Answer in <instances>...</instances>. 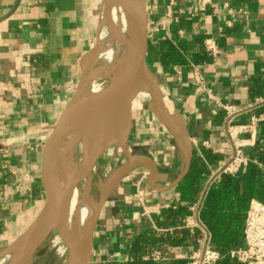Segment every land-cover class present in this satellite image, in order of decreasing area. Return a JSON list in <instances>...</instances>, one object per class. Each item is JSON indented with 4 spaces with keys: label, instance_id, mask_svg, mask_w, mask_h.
I'll return each instance as SVG.
<instances>
[{
    "label": "crops",
    "instance_id": "0c3cea01",
    "mask_svg": "<svg viewBox=\"0 0 264 264\" xmlns=\"http://www.w3.org/2000/svg\"><path fill=\"white\" fill-rule=\"evenodd\" d=\"M93 8L94 0H0V253L36 215L42 193L39 190L31 197L28 189L36 183L25 177L31 174L35 179L41 145L75 89L92 37ZM147 10L149 70L159 83L167 111L183 123L191 152L205 169L200 184L204 193L211 185V174L226 158L228 139L223 132L227 112L207 96L203 86L222 105L240 109L233 123L264 118L257 110L263 103H255L264 95L252 94L254 82L264 72V0H213L204 8L198 0H148ZM181 15L197 19L191 31L179 26ZM164 19L166 28L160 29ZM174 30L180 39H190L193 33L204 34V40L212 37L220 53L210 55L208 62L175 64L171 72H164L156 48L161 39H171ZM191 65L199 67L201 83ZM150 115L148 108L135 109L128 145L132 154L149 157L157 173L149 185L145 165L135 164L115 185L99 214L87 264H121L144 227L157 232L171 229L157 226L154 218L179 200L180 181L164 187L177 179L184 157L170 133ZM252 139L254 143L255 135ZM205 151L212 160L206 159ZM162 174L165 180L160 179ZM202 197L188 206L191 213L184 220L190 229L195 222L200 224L196 227L199 247L190 253L174 247L155 251L156 259H188L202 249L204 232L211 246L198 218Z\"/></svg>",
    "mask_w": 264,
    "mask_h": 264
},
{
    "label": "water",
    "instance_id": "95a60500",
    "mask_svg": "<svg viewBox=\"0 0 264 264\" xmlns=\"http://www.w3.org/2000/svg\"><path fill=\"white\" fill-rule=\"evenodd\" d=\"M147 2L148 0H140L135 13L129 17V35L125 42L124 51L120 57L123 71L116 79V82H123L125 75L127 82H123V86L120 88L116 86L115 92L112 91L108 94L107 100L110 99L109 102H111V104L110 109L106 112L96 113L87 110L79 117L68 116L69 109L75 100L76 94L82 87L83 80L87 78L85 75V67L81 66L82 72L77 82L75 92L65 104L50 134L41 145L35 179H33L31 174L25 177L27 182L36 183L35 187L28 189L29 195L35 197V193L40 190L42 197L40 198L36 215L30 225L15 239V241L9 244L0 253V258L3 256L10 257L8 264H32L37 250L47 240L52 231L56 229L55 222L58 220V217L62 216V209L64 206L60 199L61 192L68 191L72 187L79 185L83 178L91 173L97 159L105 150V148H103V140L108 134L117 135L120 150L124 156V162L120 165L118 170L109 175L100 185L95 199L94 209L85 229L69 249L64 264H75L78 257L83 253L87 254L84 259V264L88 263L92 251L94 232L101 209L115 185L131 172L135 164L145 165L147 174L144 179L147 184L151 185V179L157 173L155 163L145 155L132 154L128 145L133 113L143 100V96L147 93L144 86L151 82L157 89L159 98L162 97L159 84L151 75L147 63L149 48V14ZM98 3H101L102 11L104 0H94L93 17L94 14H96ZM102 24L103 22L99 21L98 27L101 28ZM112 84V80L110 79L108 85L111 86ZM103 92L104 91H102L101 94H103ZM149 96L151 99L150 106L152 111L157 116L160 123L167 128L184 157L183 169L171 185L164 187V189H168L177 185L187 172L192 155L191 146L183 123L178 121V124L181 126V132L174 129L172 127V119L174 120V117L169 114L162 104L163 107L161 109H163L165 115L159 114V101L161 100L157 103L153 94L150 93ZM77 120L82 121L80 130L76 129L74 125V122ZM80 141L88 144L87 169L85 172L69 175L73 167H68L54 179H47L46 162L49 157L55 154L60 147ZM165 177V174H162L160 179L165 180Z\"/></svg>",
    "mask_w": 264,
    "mask_h": 264
},
{
    "label": "trees",
    "instance_id": "16d2710c",
    "mask_svg": "<svg viewBox=\"0 0 264 264\" xmlns=\"http://www.w3.org/2000/svg\"><path fill=\"white\" fill-rule=\"evenodd\" d=\"M178 20L180 27L191 31L197 19L181 15ZM205 37L204 34L193 33L190 39H180L174 30L171 39H161L156 54L162 70L168 73L175 64L210 61L211 56L201 45ZM252 94L264 95V72L254 82ZM257 110L264 114V103ZM245 153L250 161L237 174H222L204 193L200 184L205 169L192 153L190 166L178 184L179 200L173 206L163 208L154 218L157 226L171 229L157 232L144 227L131 241L127 259L121 264H186L188 259H156L153 253H162L172 247L190 253L199 247L200 231L196 227H186L184 220L191 213L188 206L195 203L201 194L198 218L208 231L211 247L220 254L212 264H245L231 258L229 253L244 246V220L251 200L264 203V118L256 124L255 141L245 148ZM205 157L212 160L206 151Z\"/></svg>",
    "mask_w": 264,
    "mask_h": 264
},
{
    "label": "bare ground",
    "instance_id": "6f19581e",
    "mask_svg": "<svg viewBox=\"0 0 264 264\" xmlns=\"http://www.w3.org/2000/svg\"><path fill=\"white\" fill-rule=\"evenodd\" d=\"M139 2L140 0H123L121 9L122 14L114 23L108 6L103 8L101 16L102 22L106 23L107 27H109V30L107 31V37L106 39L103 38L104 40L100 42L98 46H94L90 51L91 53H89L90 55L88 56L85 66V75L87 78L83 80L82 87L76 94L75 100L69 109L68 116L79 117L87 110L94 111L96 113L106 112L110 109L111 104V102H109L110 99L107 100L108 94L112 91L115 92L116 86L120 88L123 86V82H127L125 75L123 82H116V79L123 71V65L120 63V57L124 51L125 42L129 35V17L135 13ZM96 74L105 76V78L107 77L109 82L111 79L113 84L111 86L104 84L105 87L103 89H97L90 86V79ZM144 87L149 95L150 93L153 94V97L155 100H157V103L159 100L162 101H159L158 112L164 116L165 112H163V109H161L163 107L162 105L165 107L163 97L159 98V93L151 82ZM102 91H104L103 94H101ZM176 119H172V127L181 132V126L178 124L179 122ZM81 124L82 121L80 120L74 122L76 129L79 130L81 128ZM112 141L119 146L117 135L108 134L103 140V148H107L109 145H111ZM77 151L79 152L78 157L74 159V154ZM87 157L88 144L86 142H74L72 144L60 147L58 151L50 156L46 162L47 179H54L68 167H73V170L69 175L85 172L87 169ZM119 168L120 166L116 170ZM92 176L93 169L87 177L83 178L79 186L77 185L72 187L68 191H62L60 195V199L64 208L62 209V216L58 217V220L55 222V228L61 234V251L66 253L65 259L69 249L85 229V226L95 206V200L90 194ZM86 255V253L81 254L76 260L75 264H84ZM9 260L10 257L6 259L4 264H8Z\"/></svg>",
    "mask_w": 264,
    "mask_h": 264
},
{
    "label": "built area",
    "instance_id": "2783aa9c",
    "mask_svg": "<svg viewBox=\"0 0 264 264\" xmlns=\"http://www.w3.org/2000/svg\"><path fill=\"white\" fill-rule=\"evenodd\" d=\"M198 1L199 5L204 8L210 5L213 0ZM166 15L168 16L167 18L171 16L170 10L167 11ZM166 20L164 19L160 22V29L166 28ZM203 47L209 55L214 57L220 53V48L212 37H207L204 40ZM191 66L196 80L201 83L202 76L200 75L199 67L195 65ZM174 70L179 73L178 66H174ZM203 88L207 96L219 106H222L227 112V121L223 129L228 139V145L225 149L226 158L211 174L209 184H212L217 182L222 174H237L250 161L248 155L245 153V148L253 144L252 138L255 135L256 124L263 119V116H254L245 124H235L232 120L240 109L230 105H222L211 95L209 89L204 86ZM255 103H264V98L257 99ZM145 174L146 172L142 175ZM137 197L140 200L142 199L141 190H138ZM196 206L198 205L196 204L192 207L194 211L197 209ZM190 226L200 227V224L195 222V224ZM243 236L244 246L231 250L229 253L230 257L245 264H264V203L251 200L245 214ZM204 238L205 241L202 249L192 252L188 256L187 264H212L220 258V254L209 245L208 235L205 232ZM157 257V255H154V258Z\"/></svg>",
    "mask_w": 264,
    "mask_h": 264
},
{
    "label": "rangeland",
    "instance_id": "374dc122",
    "mask_svg": "<svg viewBox=\"0 0 264 264\" xmlns=\"http://www.w3.org/2000/svg\"><path fill=\"white\" fill-rule=\"evenodd\" d=\"M122 2H123V0H104V3L102 5V11H103V8L108 6V9L110 10L112 18L114 20L113 23L122 14V11H121ZM100 11H101V3L100 4L98 3V6L96 8V14H94V17L91 18V21H90L91 29H92V37H91V40L89 42V47H88L86 53L84 54V56L82 57V60H81V66H83V67L86 66V61L88 59V56L90 55L89 53H91L90 52L91 49H93V47L96 45L98 46V44L100 42H102L104 39H106V37H107V31L109 30L108 29L109 27H107V24L103 22V24L101 25V28L98 27L99 21H102V17H101L102 11H101V13H100ZM81 72H82V68H81ZM80 75H81V73H80ZM80 75H79V78H80ZM79 78H78V80H79ZM78 80H77V82H78ZM105 81L107 84L105 83ZM90 82H91L90 86L97 88V89H103L105 87V85H108L109 80L107 77L105 78V76H101V75L96 74V75H94L93 78L90 79ZM76 85H77V83H76ZM76 85H75V89H76ZM75 89H74L73 93L75 92ZM160 90H161V88H160ZM73 93L71 94V96L73 95ZM135 101H136V99H135ZM143 101H147V103H149V104L144 105L143 102H140L142 104H139V105L144 107V108L150 109L151 119L154 122L161 124L159 119L157 118V116L154 114V112L151 109L150 96L148 93H146L143 96ZM162 127H164L167 130V128L164 125H162ZM111 145H109L107 148H105V150L101 153V155L97 159L95 165L93 166V176H92V184H91L90 194L94 198V200L97 197V193H98V189H99L100 185L124 161V156L120 150V146L113 143V141H112ZM78 154H79V152L77 151L74 154V159H76L78 157ZM61 246H62L61 234L57 229H55L49 235L47 240L42 244V246L37 250V252L34 256V259H33L34 262H32V264H64L66 253L64 251H61ZM5 258L7 259L8 256H3L0 258V264H4L6 262Z\"/></svg>",
    "mask_w": 264,
    "mask_h": 264
}]
</instances>
